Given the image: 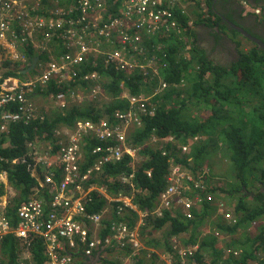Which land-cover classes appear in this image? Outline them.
I'll return each mask as SVG.
<instances>
[{
    "label": "built area",
    "instance_id": "1",
    "mask_svg": "<svg viewBox=\"0 0 264 264\" xmlns=\"http://www.w3.org/2000/svg\"><path fill=\"white\" fill-rule=\"evenodd\" d=\"M49 1L0 0V48L5 45L17 48L18 43L27 40L28 33L38 31L42 36L45 35L42 51H47L48 46L45 45L52 40L47 31L53 29L62 30L56 37L64 42V47L70 52L69 55L54 58L35 80L15 83L11 79L5 84L4 91L0 93V141L8 133L10 125L22 121L24 116L28 122L33 118L28 111L29 95L43 86L48 88L52 81L64 89L54 97L56 104L63 110L68 106L69 99H76L77 87L81 83L91 86L90 93L96 99L102 89L100 75L97 72L81 74L77 68L89 61H93L94 67L101 62L116 72L128 75L139 73L145 79H158L159 85L151 97L126 96L128 107L125 110H118L109 117L106 113L97 121L81 119L71 131H65L63 135L67 143H61L56 154L61 181L57 182L54 174L44 175V185L53 193L47 205L49 211H46L47 203L32 200L18 207L13 220L5 215L6 205L0 203V241L12 235L23 244L25 252L30 253L33 244L40 242L44 264H78L79 258L85 264L97 252L113 244L110 238L93 239L87 225L90 223L100 228L105 224L107 230L118 238L116 246L119 250L130 247L135 252L140 251L142 245L139 235L149 217L161 218L164 211H181L186 218L191 219L192 212L201 207L202 193L207 190L202 175H195L186 166L172 160L167 176L168 184L157 200V209L153 212L141 210L134 203V197L139 191L134 182L139 149L131 147L128 138L130 129L141 126V117L155 115L152 98L168 88L159 78V58L148 57L147 39L170 36L182 26L179 17L186 15V9L203 0H122L121 9L116 11L117 16L111 14L109 19L106 18L108 10L112 4L113 7L116 6L119 0H75L68 10H52L53 17L49 20L35 17L33 13ZM247 2L248 0H243L245 5ZM104 46L108 49L102 51ZM151 48L152 52L157 53L163 50L159 46ZM8 106H17L18 112H3ZM84 139L98 143L91 151V164L88 157L84 156ZM164 142L177 143L173 137ZM178 149L182 156L190 152V147L186 145H181ZM163 154L166 155L167 152L164 151ZM126 156L131 158L132 172L119 177L118 181L130 187L134 196L120 193L117 197H109L107 191L96 184V179L101 177L106 164L121 163ZM18 161L28 169L36 165L54 168L53 160L48 157L35 158L31 155L30 159ZM147 175L151 177V172ZM71 190L78 195L77 199L68 196ZM93 193L106 194L109 202L121 203L117 207V214L123 219L134 220V229L128 225V221L108 225L105 223V214L88 213ZM205 198L210 203L217 204L219 216L228 225L238 223L224 202L217 201L211 194H207ZM216 236L219 237L220 233L216 232ZM172 245L182 264L193 259L198 250V246L184 248L176 238L172 240ZM226 253L239 256L237 251L227 250ZM170 263L173 264V261Z\"/></svg>",
    "mask_w": 264,
    "mask_h": 264
},
{
    "label": "trees",
    "instance_id": "2",
    "mask_svg": "<svg viewBox=\"0 0 264 264\" xmlns=\"http://www.w3.org/2000/svg\"><path fill=\"white\" fill-rule=\"evenodd\" d=\"M73 1L74 0H61V4L66 6ZM260 1L261 0H256L255 2L260 3ZM212 2L213 0L207 1L210 10V17L205 18L202 16V18L200 16L199 22H206L209 27L219 25V30L224 31L228 27L223 23L222 18L217 17L213 12ZM121 3L122 0H119L116 3V6L113 7L112 4L111 8L108 10L109 13L106 16L107 19L111 17V14L117 16L116 11L121 9ZM38 11L36 13H38ZM242 14V11H234L225 16L232 23L243 27L238 23V20H245ZM179 20L181 23L188 22L185 16H180ZM247 31L264 42V36L258 37L250 30ZM231 32L239 35L234 30H231ZM49 34L51 36V33ZM172 34L170 37L162 39L164 43L168 44V47L164 51V53L167 54L166 58L161 59L162 63L160 65L163 67L161 68V76L169 86L180 84L182 80H186V84L189 86L185 91L187 96L182 97L183 91L171 88L161 97H157L155 99L156 102L162 100V105L157 114L153 118L143 117L142 126L140 128H135L129 139L130 146L138 148L139 157L143 159V161L139 162L136 166L134 182L139 191L134 197V203L141 210L148 212H153L157 209V200L167 187L166 179L169 174L170 163L172 160L174 163H180L186 166L196 175L197 169L200 167L198 161L203 159V155L204 153H207L208 149L212 150L214 154H218L215 152H218L219 150L223 152L225 154L224 158L231 160L237 170L241 172L245 170L247 171L251 168L255 160L260 159V155L258 156L256 150L259 146V141L257 139L249 137L248 140H245V137L241 132L242 128L230 126L223 127L224 120L226 119L225 117L229 116L236 120L240 115L241 121L244 122L245 114L248 110L245 109V111L238 114L235 111L225 110L224 108H232L234 104H238L242 107L243 100L247 99L249 96V91L246 90L243 94L244 98L241 96L238 97L239 93L236 90L238 87L234 88V85L237 83V85L240 86L241 83L236 82L235 84L232 83L228 86L224 79L226 76H234L237 78L240 74H243L247 80L246 83L251 82V84L257 88L255 89L257 91L253 90L254 93H258V95L264 98V51L258 49L257 46L253 44V47L250 48L248 52H239L238 62L233 68L227 70L222 66L212 63L203 52H200L197 49L196 46L192 48V56L190 59L181 56L185 46L183 44L184 40L178 36H173ZM44 38L45 35L42 36L41 40L44 41ZM57 39L56 43L53 44V48L56 49V55H69L70 52L63 46V41L59 38ZM29 40L31 41V38H29ZM24 48L30 59L34 57H37L40 61H47L49 59L48 54L37 55L34 53L29 45H25ZM24 61L26 62V59ZM77 68L82 72L81 74L86 72H97L102 78L107 79V82L104 83V90L111 99V103L107 110L105 109L109 113L108 117L118 110L127 109L128 102L125 100L120 101L119 99L124 90H128L129 95L131 96L150 94V90L147 88L149 85L143 81V78L139 74H135L132 77H126L124 73L116 72L114 69L111 70V68H107L101 63L94 67L93 61H89L85 65L78 66ZM196 68H200V70H197ZM208 72L211 74L210 78L207 77ZM5 75H12V73L9 72ZM48 86V91H43L45 95H56L59 92L64 91L63 87L54 84V81ZM46 88L47 87L43 86L42 90H45ZM65 90H67V88H65ZM194 99L196 100V107L205 106L211 109L212 115L204 122H189L185 120L183 111L187 106L188 101L191 103ZM169 101H171V103H168ZM250 102L252 103L253 101L250 100ZM219 104L220 106L217 107ZM250 107L254 115L258 111L264 115V100L261 106L253 104L250 105ZM101 113L102 112L98 111L96 108L85 107V109L82 110L78 107H73L70 111L62 113L60 116L56 117L55 120L50 122L13 126L10 131V136L13 145L16 148L12 150H4L2 155L11 158L19 157L25 152L24 145L27 140H33L38 135L44 136L47 141L51 142L56 137L55 131L57 129L61 131L65 126H73L74 121L78 118H87L97 121L105 115H102ZM256 117L264 120V117L260 118L258 115ZM247 125L250 126V131L254 137L257 135L262 137L264 134V127L259 128V122L254 118L249 119ZM199 136L207 137L209 145L200 148L198 147L197 150L195 149V146L192 148L191 155L193 157L194 166H191L185 157L190 152L181 157L182 155L176 154L175 151L180 145H188L192 138ZM61 137L63 136L61 135ZM154 137L157 139L173 137L177 143H164L160 145L162 146V149L160 150L157 145L152 147L148 144V142ZM219 144H222V146H219ZM97 145L98 143L91 142L86 147L85 153L88 156L89 164L93 163L89 151ZM59 148L60 147L57 149L59 150ZM164 151L167 152L166 155L163 154ZM178 152L181 153V150L178 149ZM89 164L87 166H89ZM130 164L131 158L128 156H126L119 164H106L103 174L99 179H96V184L107 191V194L110 196L117 197L120 193L129 197L134 196V191L130 187L124 186L118 181L119 177L132 172ZM5 167L6 164L0 162V170L5 169ZM17 171H19L17 172L19 175L15 173L16 176L12 178V180L17 188L22 189L20 199L15 202V204L18 205L28 201L31 192L30 189L35 186V183L24 167H20ZM148 172H151V177L147 175ZM55 173L56 181L60 182V170ZM15 179H17V181H15ZM24 185L25 188H22ZM220 189L223 193L230 192L233 194L231 190H225L223 187H219L218 190ZM215 191L216 189H211V192L217 195ZM208 192L210 191L207 190V192L202 193L201 197L203 203L198 210L192 212L191 219L186 218L181 211H164V216L161 218L155 216L149 217L146 221L147 225L141 229V236L144 239L147 238V235L150 236L149 240L145 242V246L153 250L162 251V255H165L166 257L167 255L172 257L173 264H182L179 255L173 250L172 239L174 238H176L184 248L199 245L198 252L195 254L194 258L188 259L186 264H251L254 262H257V264H264V261L258 257L259 254H264V226H259L258 233L256 234H249L247 232V229L253 223L264 219V194L259 193L253 199L254 204L252 203V206L249 205V202L247 203L246 197L248 196L246 195L241 197L240 202L234 206L233 202L236 201L231 198L232 196L230 193L224 197H220L219 200L225 202L231 215L234 216V218L237 217L236 219L238 220V223L235 226H230L221 222L223 217L218 214L219 209L217 204L210 203L206 200L205 197ZM120 204L121 203H111L102 196L100 197L97 193H93V202L88 205L87 212L90 214H102L106 208H110V213H108V216L105 215L104 219L106 220L111 216L113 219L107 221V223L105 222L106 224L110 225L113 222L128 221V225L134 229V220L123 219L120 216H116L117 207ZM47 205L48 204H46L45 207L48 212L49 209ZM11 212L12 210H10V213ZM239 214L242 216L240 217ZM134 217L136 219V216ZM12 219L15 220L14 217H12ZM202 227L203 230H207L209 233L200 240L199 236ZM242 229L245 230V233L238 237L237 235L240 234V230ZM162 231H165L166 235L158 239L155 234ZM216 232L230 237L231 240L229 242L226 241L224 242L225 244H223L225 250L241 251L240 256H230L229 258H226L224 256L225 254L223 255V249L218 248L219 237L216 236ZM2 244L3 251L10 256L14 264L16 251L17 249L19 250L18 247L15 248L17 244L16 239L9 236V238ZM130 249V247L126 248L127 253H131ZM32 251L37 257L35 258V260H38L36 263L42 264L44 259L40 242L33 244ZM119 252L120 250L117 251V253ZM148 254L149 253L146 249H141L134 255L142 259L137 258V261L133 264H146L143 258ZM151 254H154L153 256L148 257L150 259L152 258L151 264H156L155 261L158 259L160 263V257L156 252H152ZM204 254H207L210 257V260L207 263L206 261L204 262ZM78 257L80 256H77V258ZM78 261L83 264V261L80 258ZM101 262L103 264L106 263L105 260H102Z\"/></svg>",
    "mask_w": 264,
    "mask_h": 264
},
{
    "label": "crops",
    "instance_id": "3",
    "mask_svg": "<svg viewBox=\"0 0 264 264\" xmlns=\"http://www.w3.org/2000/svg\"><path fill=\"white\" fill-rule=\"evenodd\" d=\"M208 0H206L207 3ZM256 0H254L255 2ZM264 0H261L260 3H256L258 5H260ZM219 1L213 0L212 2V10L215 13V15H217V17H220V15L218 16V14H220L218 12V14L216 13L217 10V6H218ZM204 5H200V6H190L186 9V18L187 21L186 23H182V26L173 32V36H178L180 38H182L184 40V50L181 53V55H185V58L190 59L192 56V48L193 47H197V49L200 52H203L206 57L215 65L218 66H222L223 68L230 70L231 68L234 67V65L238 62L239 60V52H246L248 49H245L244 51H241V45L243 44L242 42H240V39H237L232 33L227 32L226 30H217L218 25L217 26H207L206 22L205 23H201L199 22V17L203 16L201 13V10L203 8ZM225 9V8H224ZM215 10V11H214ZM202 17V18H203ZM221 18V17H220ZM189 24L190 27H189ZM222 32V34H221ZM207 36L208 39H213V42L210 43V45L208 46V49L203 48L202 46H200V41L202 39L203 36ZM222 35V37L220 36ZM219 36V37H218ZM238 37V36H237ZM239 38V37H238ZM176 39V37H175ZM227 39V40H226ZM36 44L38 43L37 40H35ZM226 42H228L231 47H233L235 49L234 52V57H231L230 54L228 52H226L225 50L222 51L221 50V44L223 43L224 46L226 47ZM238 43V44H236ZM146 46L149 48L148 50V57L149 58H153V57H158L161 58L164 53L165 49H167L168 44L164 43V41L162 40V38H149L146 41ZM152 46H159L162 47V52L157 53V52H152ZM239 48V50L237 49ZM25 50L23 48V46L19 43V46L17 48H12L10 47V45H5L2 46L0 48V93H2V91H4V88L6 87L5 84L10 81L11 79H13L12 81L15 83H19V82H24V81H28V80H35L37 79L46 69L48 64L50 63L51 58L49 57V59L47 61H40L39 59H37V57H34L32 59H30L28 57V55L26 56V62L22 60V58H25ZM37 60L35 68L30 70L32 65H33V61ZM101 63V62H99ZM102 64V63H101ZM103 65V64H102ZM104 66V65H103ZM30 70V71H28ZM111 70H113L111 68ZM25 71H27L25 73ZM11 72L12 75H8L6 76V73ZM32 75V76H30ZM209 75V76H208ZM210 72H208L207 77L210 78ZM229 76L225 77V80L228 78ZM23 78H28L27 80H22ZM101 78L100 81V85H101V93H103L104 90V79L105 78ZM107 82V80H106ZM230 83L232 84V82L230 81ZM49 87V86H48ZM46 90L48 91V88H46L45 90H42V87L39 88L37 91L34 92V94L29 95V101L30 104H28V111H29V115H32V119L28 122L26 119V116L23 117V120L10 125L8 133L4 134L2 136V140L0 141V162H4L6 164L5 169L0 170V203H4L6 205V211L5 215L9 218L14 217V219L16 218V213H17V209L18 207L22 204H15V202H17V200L20 199L21 197V193H22V189L21 188H17L14 184H13V180L12 178H14L16 175L15 173L19 172L17 171V169H19L20 167H24L26 169V172L29 174L30 178H32L34 180L35 186L30 189V197L28 199V201H32V200H39L42 201L44 203H49L52 197V191L44 185V175L46 174H54L55 175V171H59L60 166L57 165V161H56V154H57V148L60 147L61 143H67L66 139L64 138L63 133L65 131H71L72 128H74V126L76 125V123L78 121H80L81 119L83 120H88L87 118H78L74 121V125L73 126H65L64 129H62L61 131L57 130L55 131V139H53L51 142L47 141L44 136H36L33 140H27L25 142L24 145V149L25 152L19 156V157H5L4 155H2L4 150H12L15 149L16 147L13 145L12 142V138H11V128L13 126L16 125H31L33 123H39V124H43L44 122H50L56 119V117L60 116L62 113H65L67 111H70L73 107H78L82 110L85 109L86 105H92L93 102L91 103V101H88L89 98H86L85 101L83 98V93H90L91 90V86L88 85L87 83H84L82 85H78L77 87V95L75 96L76 99H69V103L68 106L63 110L61 109L55 102L54 99V95H45L44 92H46ZM44 91V92H43ZM106 93V92H105ZM50 97L53 101L54 104L53 105H45L43 104V97ZM89 102V103H88ZM250 105L253 104H249L246 110L252 111ZM257 106H261L256 104ZM18 108L17 106H8L5 107L2 111L3 112H18L17 111ZM61 135L63 137H61ZM86 145L84 147V156L88 157L85 153L86 147L88 146V144L91 143V141H89L88 139H84ZM56 146V149H55ZM92 151V150H91ZM91 151H89V154H91ZM31 155H34V157L36 158L37 156H41V157H48L49 159L53 160L52 162V166L54 168L49 169L46 165H36L34 166L32 169H28L26 165L21 164L18 160L19 159H23V158H31ZM4 156V157H3ZM19 175V173H17ZM56 177V176H55ZM261 180L264 181V175L260 176ZM15 181H17V179H15ZM61 181V180H60ZM254 182L252 184V186L254 185H259V186H263V182ZM219 184V183H218ZM42 186V187H41ZM25 188V185L22 186V188ZM97 189H99L98 187H96ZM225 190H228L226 188H224ZM101 190V189H100ZM245 190H247V188H245ZM98 191V190H96ZM219 192H222L221 189L218 190ZM258 193L255 194L252 199L251 202H249V205L252 206L254 204L253 199L259 194V193H263L264 194V187L262 189H258L257 190ZM99 192V191H98ZM100 193V192H99ZM99 193H97L98 195H100ZM228 194V193H227ZM103 195V196H102ZM245 195V194H244ZM69 197H71V199H77L78 195L71 190V193L68 195ZM105 198L106 200H108V197L106 196V194H102L100 195V197ZM110 197V195H108ZM246 196H248V194H246ZM233 197V196H232ZM235 197V196H234ZM250 197V196H249ZM248 197V198H249ZM235 200V199H234ZM236 201V200H235ZM25 203V202H23ZM237 201L233 204L237 205ZM248 203V202H247ZM253 203V204H252ZM3 207V205H2ZM10 210H12V212L10 213ZM108 213H110V208H106L103 212V214L108 216ZM116 216H118V214L116 213ZM239 216L241 217L242 215L239 214ZM115 218V217H114ZM78 219V218H77ZM111 219H113V217L111 216L110 218L106 219L105 222L107 223V221H111ZM81 221V220H80ZM223 220H221L222 222ZM224 223V222H222ZM259 223L258 226H256V224ZM91 233V236L93 237V239L95 238H101V239H106V238H110L112 241V245L111 246H107L105 249L100 250L99 252H97V255L101 256L103 258V260L106 261L105 264L108 263L107 260H110V263L108 264H120V263H124V264H133L135 261H137L138 259H142L139 257H136L134 254H136L137 252L132 251L133 249L131 248V253H127V251H123L120 250L119 253H117V251L119 250L117 248L116 245H118V238L115 237V235H113V233L109 232L106 228V225H102L100 226V228L95 227L94 225L88 223L87 224ZM259 226H264V219L260 220L258 222L253 223L248 229L247 232L249 234H253L252 231L258 230ZM106 232V234H105ZM201 234L199 236V239L201 240L206 233H208L207 230H203V227L200 230ZM240 233H245V230L242 229L240 230ZM12 236V235H10ZM239 237V234L237 235ZM13 237V236H12ZM9 236L6 238L8 239ZM15 238V237H14ZM2 240L0 241V255L3 257L2 259H0V264H13L12 259L10 258V256L8 254H6L3 251V242L6 240ZM16 239V238H15ZM231 239L230 237L224 236L222 235L219 238V242H218V248H222L223 251L225 250V247L223 246V242H229ZM139 241L142 245V249H146L148 251V255L147 257H144L143 260L146 262V264H151L152 263V258H148L151 257L150 254L152 252H156V254L160 257V263H159V259L157 261H155L156 264H165V260L163 259L165 257V255H162L161 252L157 251V250H153L150 249L149 247L145 246V239L139 235ZM16 246L15 248H19V250L17 249L16 251V258L14 260V264H33L38 262V260H35L36 255L33 253V251L30 252H25L24 248L22 247V243L16 239ZM41 244V243H40ZM42 247V244H41ZM43 250V247H42ZM151 250V252H150ZM115 254H120L117 255V257H115ZM114 255V257H113ZM224 255V252H223ZM99 256V257H100ZM108 256H110V259L108 258ZM225 256V255H224ZM229 255H227L228 258ZM262 257L263 261H264V254H259L258 257ZM226 257V256H225ZM108 258V259H107ZM113 258V259H112ZM146 258V260H145ZM44 259V257H43ZM261 259V258H260ZM120 261L119 263L117 262ZM163 262H162V261ZM45 261V259H44ZM44 261H42V264H44ZM91 264H95V263H91ZM100 264H103L102 262ZM251 264H257V262L251 263Z\"/></svg>",
    "mask_w": 264,
    "mask_h": 264
},
{
    "label": "rangeland",
    "instance_id": "4",
    "mask_svg": "<svg viewBox=\"0 0 264 264\" xmlns=\"http://www.w3.org/2000/svg\"><path fill=\"white\" fill-rule=\"evenodd\" d=\"M165 37H168V36H165ZM238 37L236 36V38L240 39L241 40L240 42L243 43L240 47L241 51H244L245 49L249 50L253 46L250 42H248L242 36L238 35ZM210 43H211L210 39H208V37L205 35L202 37V39L200 41V46L208 49V46L210 45ZM237 49L239 50V48H237ZM30 76H32V75H30ZM27 79L28 78H23L22 80H27ZM106 80L107 79H104L105 83H106ZM230 81L234 84L236 82L241 83V84L238 83V84H240V86L237 85V83L234 85V88L238 87L236 89L239 93L238 97L241 96L244 98L243 94L246 90L249 91V96L247 97V99L243 100L244 102L242 104L243 105L242 107H240L238 104H234L232 106V108L225 107L224 108L225 110H232V111H235L238 114H240L242 111H245V109L248 108L247 106L249 104L262 105L264 98H262L260 95H258V93H254V91H257V90H255L257 88L254 85H252L251 82L246 83L247 80L245 79V75L240 74L237 78L234 76L228 77L225 80L226 85L230 86V84H231ZM231 87H233V86H231ZM101 91H99L101 96H99V99L97 101H95V103H97V104L86 105L85 107L96 108V109H100V111H105V108L111 103V99L109 98V95H107L104 91H103V93H101ZM251 93H253V94H251ZM83 98H84L83 101H85L86 98H89L88 101H91V103L93 102V99H94L93 96L89 92L86 94L84 92ZM42 99H43V104H45V105H53L54 104V101L50 97L45 96ZM250 100H252L253 102L251 103ZM168 103H171V101H169ZM195 103H196L195 99L191 103H189V101H188L187 106L185 107V109L183 111V115L185 117V120L189 121V122H191V121L204 122L206 119H208L212 115L211 109L208 107H205V106L196 107ZM171 105H173V104H171ZM219 106H220V104L217 107H219ZM263 113H264V111H263ZM245 115L246 116L244 118V122L241 121L240 115L236 120L233 119V117H231V116L225 117L226 119L224 120V126L223 127L230 126V127H235V128H242L241 132L244 135L245 140H248L249 137H252V138L257 139L259 141V146L257 147L256 150H257L258 156L260 155V159H257L253 162L252 168H249L248 171H246V170L243 172L238 171L233 162L228 161L227 158H223V157H225V154L223 152H221L220 150L218 152H215L218 154H214V152L212 150L208 149V151L206 150L207 153L206 154L204 153L203 159L198 161V163L200 164V169L204 170L207 168L206 170L208 171L207 173H209V176L214 181L219 183V185L222 186L223 188L231 190L233 192V194H231L230 192H228V193H230L231 196H233L231 198L235 199L237 202H240V198L245 196L244 194H247V193H248V197L250 196L249 198L246 197L247 202H250L252 197L258 193L257 190L262 189L264 187V185L263 186H259V185L252 186V184L254 182H258V181L261 182L262 180H261L260 176L264 175V134L262 135V137L260 135H257L254 137L252 135V132L250 131V126L247 125V121L251 118H254L255 120H257L259 122V128L264 127V120L258 119L256 117L258 115V117L261 118V117H264V115L259 111L254 115L253 111H249V110L246 112ZM202 142L203 141H201V143ZM208 143H209V141L207 139L204 144L209 145ZM148 144L152 147H154V145H157L158 148H160V149L162 148V146H160V145H162V143H160V142H156V141L152 140ZM198 146L199 145L195 146L196 150H197ZM219 154H221L222 157L218 156ZM140 161H141V158L139 157L138 162H140ZM191 166H194L193 162H192ZM262 182L264 184V181H262ZM215 185H217V184H215ZM243 188H247V190L250 191L251 193L247 192V191H243L244 190ZM233 203H235V202H233ZM258 225L259 224H257V226ZM252 233L256 234V233H258V230L257 231L253 230ZM164 235H166L165 231H162L160 233L155 234V236L158 239H160ZM241 235H242V233L239 234V236H241ZM149 238H150V236L147 235L145 242L148 241ZM177 242H178V240H177ZM170 244H171V241H170ZM159 252L163 253L162 251H159ZM154 254H150V256H153ZM117 255H120V254H115V257H117ZM113 257H114V255H113ZM146 257H147V255H146ZM2 258L3 257L0 255V259H2ZM108 258L110 259V256H108ZM259 258H261V260L263 259L260 256H259ZM163 259L165 260V264H172V263H170L171 260L173 261L172 257L167 255V257L165 256ZM258 260H260V259H258ZM107 261H108V263H110V260H107ZM117 262L119 263L120 261L117 260ZM120 264H122V263H120ZM163 264H164V262H163Z\"/></svg>",
    "mask_w": 264,
    "mask_h": 264
},
{
    "label": "clouds",
    "instance_id": "5",
    "mask_svg": "<svg viewBox=\"0 0 264 264\" xmlns=\"http://www.w3.org/2000/svg\"><path fill=\"white\" fill-rule=\"evenodd\" d=\"M237 1V3H238V5H239V7L241 8V11L244 13V14H248V15H255V16H257V19L258 20H261L264 16H260L261 15V12L262 11H264V1L260 4V5H258V4H256L255 2H254V0H248V2H247V4L245 5L244 3H243V0H236ZM75 2V0L70 4V3H68L66 6H63L62 4H61V0H50L49 2H48V4H44L43 6L41 5L33 14H34V16L35 17H39V18H47V20H49V18H51V17H53V15L51 14V11L52 10H54L55 8H60V9H64V10H68L70 7H71V5L73 4ZM200 5H204L203 6V8H202V10H201V13H202V15H204V17L205 18H209L210 17V15H209V13H210V10H209V7H208V5H207V3H206V0H203L201 3H198V4H196V5H194V6H200ZM254 5H257V6H259V9L258 10H262V11H260V12H256V9L255 8H253V6ZM40 9V10H39ZM39 10V11H38ZM38 11V13H36ZM182 16H186V15H182ZM67 18H70V17H67ZM231 22V21H230ZM232 23V22H231ZM234 24V23H233ZM188 25H189V23H188ZM236 25V24H235ZM238 26V25H237ZM190 27V26H189ZM240 27V26H239ZM241 28H243V27H241ZM246 31L248 30V29H246V28H244ZM217 30H218V32H219V25H218V28H217ZM231 30H234L233 28H227L226 29V33L227 32H230V33H232L231 32ZM56 31H58V35L59 34H61L62 33V30H56ZM235 31V30H234ZM237 32V31H236ZM238 34H239V36H242L239 32H237ZM250 33V32H249ZM221 34H222V32H221ZM233 34V33H232ZM251 34V33H250ZM28 36H27V40L25 41V42H20V44L23 46V48L25 47V45H29L30 47H31V49L34 51V53H36L37 55L38 54H40V55H42V54H48L49 55V57L51 58V60H50V62H52V60L54 59V58H58V57H60V56H62V55H60V56H58V55H56V49H54L53 48V44L54 43H56V41L58 40L57 39V37L55 38V40H51L49 43H47L45 46H48V50L47 51H42V48L44 47V42L41 40L42 39V35H41V32H38V31H36V32H34V31H32L31 33H28L27 34ZM235 37L236 36H238V35H236V34H233ZM254 36V35H253ZM168 37H170V36H168ZM243 37V36H242ZM29 38H31V41L29 40ZM163 38H165V37H163ZM162 38V39H163ZM243 38H245V37H243ZM157 39V38H156ZM160 39V38H159ZM246 39V38H245ZM259 39V38H258ZM35 40H37L38 41V43L36 44V42H35ZM248 42H250L252 45L254 44V43H252L251 41H249L248 39H246ZM261 40V39H260ZM35 43V45H33L32 43ZM64 42H62V44H63ZM236 44H238V43H236ZM18 45H19V43H18ZM255 45V44H254ZM63 46H64V44H63ZM35 47H36V50H34L35 49ZM253 47V46H252ZM251 47V48H252ZM258 48V47H257ZM66 49V48H65ZM104 49H108L106 46H104L103 47V49H102V51H104ZM24 50H25V48H24ZM249 51V50H248ZM248 51H246V52H248ZM25 53H26V51H25ZM64 55V54H63ZM164 55H166L167 56V54H163L162 55V57L161 58H159V64H158V72H159V78H160V80L162 81V82H164V83H166L167 85H168V83L167 82H165L163 79H162V76H161V68H163V67H161V59H163V58H166ZM27 56V54L25 55V57ZM181 56H184L185 57V55H181ZM98 57V56H97ZM38 59V58H37ZM197 70H200V68H196ZM125 74V76L126 77H132L133 75H135V74H139V73H135V74H132V75H128V74H126V73H124ZM140 75V74H139ZM142 78H143V81L145 82V83H147V85H149V86H147V88L150 90V94H141V95H139V96H131V95H129V91L128 90H124L123 92H122V94H121V96L119 97V99H120V101L121 100H125V101H127L125 98H126V96H129V97H140V96H145V97H151L153 94H154V89L155 88H157L158 87V85H159V80L158 79H155V80H151L150 78H147V79H145L142 75H140ZM187 81L186 80H182L181 81V83L180 84H175V85H173V86H169L168 85V88L165 90V91H163V92H161V93H159V94H157L156 96H154L153 98H152V105H153V107H154V109H155V115L157 114V112H158V110H159V108L161 107V105H162V100L159 102H156L155 101V99L157 98V97H161L163 94H165L167 91H169L171 88H174V89H176V90H178V91H183V94H182V97H185V96H187V94L185 93V90L189 87V86H187ZM91 94V93H90ZM99 96H101V95H99ZM99 96H97L96 97V99H93V104H97V103H95V101H97L98 99H99ZM54 97H55V95H54ZM128 102V101H127ZM109 106V105H108ZM108 106L105 108L106 110H107V108H108ZM98 111H100V109H97ZM101 111L102 113V115L103 114H106L107 113V115L109 114L107 111ZM155 115L154 116H152V117H146V118H153V117H155ZM105 115H103V117H104ZM142 118L143 117H141V126H142ZM100 119V118H99ZM93 120V119H92ZM140 126V127H141ZM224 126V125H223ZM140 127H138V126H136V128H140ZM227 127H229V126H227ZM135 128H132V129H130V132L128 133V138L130 139V137L132 136V131L134 130ZM155 139H156V142H160V143H162V144H164L165 142H164V140L165 139H167V138H163V139H157V138H153V139H151L150 141H155ZM208 138L207 137H201V136H199V137H194V138H192L191 139V141L189 142V144L188 145H186V146H189L190 147V153L187 155V156H185L186 158H187V161H188V163H189V165H191L192 164V162H193V157H192V148L194 147V146H196V145H199L198 147L200 148V147H203V146H205L206 144H204L205 143V141L207 140ZM175 140V139H174ZM176 141V140H175ZM201 141H203L202 143H201ZM149 143V142H148ZM168 144V143H167ZM181 146V145H180ZM219 146H222V144H219ZM162 149V148H161ZM160 149V150H161ZM176 152V154H180L179 152H178V150H176L175 151ZM257 154V153H256ZM181 155V154H180ZM218 156H220V157H222L221 156V154H219ZM183 157V156H182ZM224 158V157H223ZM142 160L143 159H141V161L140 162H142ZM227 160L228 161H230L231 162V160H229L228 158H227ZM138 161L137 162H135V165L137 166L138 165ZM117 164H119V163H117ZM116 165V164H115ZM253 166V165H252ZM252 166H251V168H252ZM207 169V168H206ZM206 169H204V170H201L200 169V167L197 169V173H196V175H198V174H200V175H202L203 176V184H204V186L206 187V189L207 190H209L210 192H208L207 194H211V195H213L214 197H215V199L218 201L219 200V198L220 197H224V196H226L227 195V192L226 193H223V192H219L218 191V189H219V187H222V186H220L216 181H214L210 176H209V173H207L208 171L206 170ZM248 171V170H247ZM212 180V181H211ZM166 181H167V179H166ZM168 184V183H167ZM215 184H217V185H215ZM211 189H216V191H215V193H217V195H215V194H213L212 192H211ZM244 190L243 191H247V192H250V191H248V190H245V188H243ZM207 190H206V192H207ZM251 193V192H250ZM206 194V195H207ZM248 194V193H247ZM246 195V194H245ZM219 201H222V200H219ZM222 202H224V201H222ZM225 203V202H224ZM222 222H224V224H226V225H228L227 223H226V221L225 220H223ZM235 226V225H234ZM256 226H257V224H256ZM242 227V226H241ZM209 233V232H208ZM206 235H207V233H206ZM222 236V234H220V236H219V238ZM195 246H198V249H199V245H195ZM124 252L126 251V249H122ZM226 251H227V249L226 250H224L223 252H224V254H225V256H226V258H227V253H226ZM231 251H236V250H231ZM197 252H198V250H197ZM196 252V253H197ZM238 253H239V256H240V253H241V251H237ZM195 253V254H196ZM100 256V255H99ZM98 256V257H99ZM204 262L206 261V263L210 260V258L208 257L209 255H207V254H204ZM230 256H232V255H229L228 256V258L230 257ZM96 257H97V253L94 255V257L91 259V260H89L88 262H86L85 264H91L92 262H94L95 261V259H96ZM235 257V256H234ZM104 258V257H103ZM103 258L100 256L99 257V259L97 260V261H95V264H100L101 263V261L103 260ZM102 259V260H101ZM83 263V262H82ZM78 264H81L79 261H78Z\"/></svg>",
    "mask_w": 264,
    "mask_h": 264
},
{
    "label": "flooded vegetation",
    "instance_id": "6",
    "mask_svg": "<svg viewBox=\"0 0 264 264\" xmlns=\"http://www.w3.org/2000/svg\"><path fill=\"white\" fill-rule=\"evenodd\" d=\"M219 1L216 13L218 12V16L223 20V23L227 25L228 29L230 28V25L224 20L226 18V14L234 11H241V8L239 7L236 0H216ZM225 8V9H224ZM215 11V10H214ZM262 11V10H261ZM242 16L245 18V20H238V23L242 25L244 28L250 30L252 33L257 35L258 37L264 36V17L261 20L257 19V16L255 15H248V14H242ZM261 17L264 16V11L261 12ZM228 19V18H226ZM229 20V19H228ZM230 21V20H229ZM222 37V35H220ZM219 37V36H218ZM227 40V39H226ZM210 42H213V39H210ZM221 50L226 51L230 54L231 57H234L235 49L231 47V45L226 42V47L224 44H221Z\"/></svg>",
    "mask_w": 264,
    "mask_h": 264
},
{
    "label": "water",
    "instance_id": "7",
    "mask_svg": "<svg viewBox=\"0 0 264 264\" xmlns=\"http://www.w3.org/2000/svg\"><path fill=\"white\" fill-rule=\"evenodd\" d=\"M224 20L230 25L231 28H233L235 31L239 32L243 37H245L246 39H248L252 43H254L258 47V49L264 51V42L262 40H260L257 37L253 36L248 31H246L244 28H241V27L231 23L228 19L224 18ZM36 62H37V60L33 61V65H32L30 70L35 68ZM30 70H28V71H30ZM26 72L27 71H25V73ZM98 259H99V257L97 255L95 261H97ZM95 261L92 262V263H95Z\"/></svg>",
    "mask_w": 264,
    "mask_h": 264
},
{
    "label": "bare ground",
    "instance_id": "8",
    "mask_svg": "<svg viewBox=\"0 0 264 264\" xmlns=\"http://www.w3.org/2000/svg\"><path fill=\"white\" fill-rule=\"evenodd\" d=\"M253 8L256 9V12H257V13L261 11V10H258L259 7H258L257 5H254ZM48 31H49V33H51V36H50V37L52 38V40H55L56 36H58V31L53 30V29H48ZM6 42L9 43V40H7ZM33 43H34V42H33ZM9 44H10V43H9ZM33 45H35V43H34ZM35 50H36V47H35ZM25 59H26V57H25V58H22L23 61H24ZM44 87H47V86H44Z\"/></svg>",
    "mask_w": 264,
    "mask_h": 264
}]
</instances>
